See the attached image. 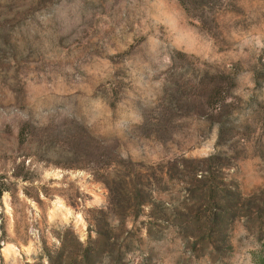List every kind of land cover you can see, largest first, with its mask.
I'll return each instance as SVG.
<instances>
[{"label":"rangeland","instance_id":"1","mask_svg":"<svg viewBox=\"0 0 264 264\" xmlns=\"http://www.w3.org/2000/svg\"><path fill=\"white\" fill-rule=\"evenodd\" d=\"M94 243L260 264L264 0H0V264Z\"/></svg>","mask_w":264,"mask_h":264},{"label":"trees","instance_id":"2","mask_svg":"<svg viewBox=\"0 0 264 264\" xmlns=\"http://www.w3.org/2000/svg\"><path fill=\"white\" fill-rule=\"evenodd\" d=\"M221 212H222L221 210L220 211L217 210L213 215V217L210 218V224L212 228L219 223ZM101 248L102 247H100L99 243L89 244L85 250L80 251V253H83V256L81 257V262L85 264H91V262H93L94 258L97 256V254H99ZM104 251H106V249H104ZM258 260L260 264H264V246L259 252Z\"/></svg>","mask_w":264,"mask_h":264},{"label":"clouds","instance_id":"3","mask_svg":"<svg viewBox=\"0 0 264 264\" xmlns=\"http://www.w3.org/2000/svg\"><path fill=\"white\" fill-rule=\"evenodd\" d=\"M64 3H67V0H64Z\"/></svg>","mask_w":264,"mask_h":264}]
</instances>
